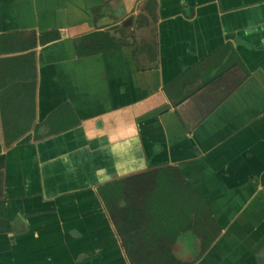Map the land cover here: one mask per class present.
I'll use <instances>...</instances> for the list:
<instances>
[{
    "label": "crops",
    "instance_id": "crops-1",
    "mask_svg": "<svg viewBox=\"0 0 264 264\" xmlns=\"http://www.w3.org/2000/svg\"><path fill=\"white\" fill-rule=\"evenodd\" d=\"M165 166L218 226L177 258L264 264V0H0V264H129L97 187Z\"/></svg>",
    "mask_w": 264,
    "mask_h": 264
},
{
    "label": "trees",
    "instance_id": "trees-1",
    "mask_svg": "<svg viewBox=\"0 0 264 264\" xmlns=\"http://www.w3.org/2000/svg\"><path fill=\"white\" fill-rule=\"evenodd\" d=\"M228 46L214 55L225 53ZM216 67L217 64L209 68L195 67L186 72L205 77ZM14 90L21 89L16 86ZM21 119L20 124L29 122L32 108L28 107ZM17 125L18 117L5 121L8 141L24 132V129L17 130ZM97 194L112 220L129 264H191L174 255L176 241L183 233L190 234L193 244L199 240V256L218 230L204 200L178 170L169 166L109 181L97 187Z\"/></svg>",
    "mask_w": 264,
    "mask_h": 264
},
{
    "label": "rangeland",
    "instance_id": "rangeland-1",
    "mask_svg": "<svg viewBox=\"0 0 264 264\" xmlns=\"http://www.w3.org/2000/svg\"><path fill=\"white\" fill-rule=\"evenodd\" d=\"M193 240H192V236L188 233H183L182 236L180 237V239H178L175 248H174V253L177 256H181V257H192V258H196L197 255L199 254L200 250H196L195 248H193ZM191 248L192 251H191ZM189 252H191L192 254H190Z\"/></svg>",
    "mask_w": 264,
    "mask_h": 264
}]
</instances>
